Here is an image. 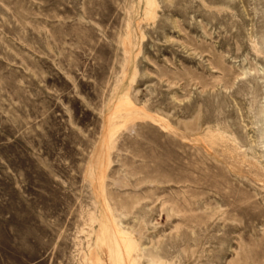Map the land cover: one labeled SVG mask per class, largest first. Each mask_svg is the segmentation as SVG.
<instances>
[{
	"label": "rangeland",
	"instance_id": "rangeland-1",
	"mask_svg": "<svg viewBox=\"0 0 264 264\" xmlns=\"http://www.w3.org/2000/svg\"><path fill=\"white\" fill-rule=\"evenodd\" d=\"M263 111L264 0H0V264H264Z\"/></svg>",
	"mask_w": 264,
	"mask_h": 264
},
{
	"label": "bare ground",
	"instance_id": "bare-ground-1",
	"mask_svg": "<svg viewBox=\"0 0 264 264\" xmlns=\"http://www.w3.org/2000/svg\"><path fill=\"white\" fill-rule=\"evenodd\" d=\"M154 1H156V0H154ZM149 2H150V1H149ZM151 4H152V3H151ZM153 5H154V4H153ZM153 5H152V6H153ZM155 5H156V3H155ZM158 5H159V4H158ZM153 8H154V6H153ZM216 8H217V7H216ZM212 9H213V8H212ZM149 13H150V12H149ZM127 92H128V91H127ZM127 92H126V93H127ZM126 95H127V94H126ZM129 98H130V97H129ZM111 104H112V103H111ZM260 104H261V103H260ZM129 106H130V105H129ZM129 110H130V108H129ZM133 110H134V109H133ZM263 113H264V111H263ZM263 116H264V115H263ZM147 117L150 118V115H149V116L147 115ZM151 118H152V117H151ZM129 129H130V128H129ZM130 130H131V129H130ZM209 132H210V130H209ZM209 134H212V133H209ZM105 219H106V218H105ZM103 224H104V223H103ZM106 225H107V224H106ZM116 228H117V227H116ZM117 232L120 234V237L123 238V242H124V241H125V243L128 242L127 246H128V245L135 246V247L137 246V250H141V251L144 252V253L146 252V250H147V245H139V243L136 241V239L131 238L129 232H128V233H129L128 237H127V234H128V233H127L126 231L117 230ZM119 234H118V235H119ZM121 234H122V236H121ZM124 235H126V236H124ZM114 236H115V235H114ZM116 236H117V235H116ZM101 239H102V238H101ZM117 239H119V237H117ZM117 239H116V241H117ZM119 241H120V240H119ZM117 242H118V241H117ZM120 242H121V241H120ZM120 242H119V243H120ZM101 243H102V242H101ZM101 243H100V244H101ZM125 243H124V244H125ZM98 244H99V243H98ZM116 244L119 245L118 243H116ZM134 244H135V245H134ZM127 246H126V247H127ZM131 246H130V247H131ZM100 247H101V246H100ZM119 247H121V246H119ZM132 248H133V247H132ZM135 249H136V248H135ZM132 251H133V250H131V252H132ZM117 252H118V251H117ZM123 253H124V252H123ZM129 253H130V251H129ZM125 254H126V251H125ZM131 254H132V253H131ZM127 258H128V257H127ZM122 259L124 260V258H122ZM122 259H121V261L123 262ZM126 260H127V259H126ZM98 261H99V263L103 264V263H102L103 260L101 261L100 259H98ZM100 261H101V262H100ZM124 261H125V260H124ZM133 261H134V259H133ZM122 262H121V264H122ZM125 262H126V261H125ZM125 262H124V263H125ZM127 262H128V261H127ZM136 262H137V261H136ZM136 262H135V263L133 262V264H136ZM149 262H150V261H149ZM124 263H123V264H124ZM125 264H128V263H125ZM158 264H159V263H158ZM161 264H164V263H161Z\"/></svg>",
	"mask_w": 264,
	"mask_h": 264
}]
</instances>
